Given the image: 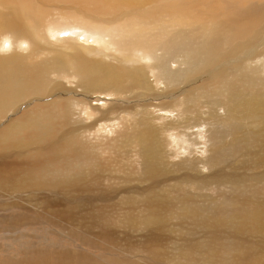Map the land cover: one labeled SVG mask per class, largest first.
Instances as JSON below:
<instances>
[{"label":"bare ground","instance_id":"bare-ground-1","mask_svg":"<svg viewBox=\"0 0 264 264\" xmlns=\"http://www.w3.org/2000/svg\"><path fill=\"white\" fill-rule=\"evenodd\" d=\"M209 3L227 7L219 15L228 18L214 17ZM263 19L264 0H0V150L9 146L27 157L35 152L27 172L0 191V207L18 213L7 217L4 229L23 232L42 224L69 233L59 246L49 238L15 235L19 243L2 248L0 264L181 263L146 245L128 243L129 253L118 228L105 226L95 218L98 212L75 221V206L91 200L81 194H88L78 176L81 164L66 173L38 164L81 157L117 139L114 150L117 143L138 148L141 172L168 165L154 169L166 181L147 198L156 208H177L180 219L212 234L213 224L228 219L236 227L233 236L243 234L247 219L250 236L264 231V200L227 178L249 164L257 165L250 171L264 168ZM111 119L129 128L99 124ZM67 121L75 125L63 129ZM9 164H0V175L16 169ZM204 168L227 177L216 173L206 181L200 177ZM248 173L245 181L264 196V170ZM226 182L230 195L201 192ZM123 223L146 231L148 240L160 234L152 220ZM254 246L264 250V239ZM185 264L221 263L201 258Z\"/></svg>","mask_w":264,"mask_h":264},{"label":"rangeland","instance_id":"rangeland-1","mask_svg":"<svg viewBox=\"0 0 264 264\" xmlns=\"http://www.w3.org/2000/svg\"><path fill=\"white\" fill-rule=\"evenodd\" d=\"M244 5V2H242L240 6ZM205 7L206 5H200L199 9L202 10ZM226 8L227 7H224V5L220 6V4L216 3L207 4L208 12L212 13L214 17H220L221 20L228 18V15L221 17L222 12L225 11ZM207 16L208 17L205 15L203 20L206 24H209L211 17L210 15ZM262 22H264V19ZM256 23L257 25L260 24V20L258 19ZM79 39L82 41L83 37L80 36ZM95 113L100 114L101 112L98 113V110H96ZM60 117L62 118L63 116L60 115ZM113 123H119V126H121L124 131L129 128V126L125 127L120 119L101 121L99 124L110 125ZM72 125L75 124L71 121H67L63 124L62 128L71 129ZM117 141L118 139L103 144L102 146H99L98 149L93 148L81 157L73 156L67 160L59 157H55L54 159L49 157L43 159L42 162H40V160L38 161V164L42 165L52 164L59 168L63 173L72 171L79 166L78 164H81L82 170L78 173V176L83 178L81 183L85 185V189L88 192V194H81L85 197H90L91 200L82 207L75 206V214L77 216L74 217L75 221L90 220L94 213H100L101 216L95 218H101L103 224L108 226L109 229L117 227L119 230L117 233L120 241L127 244L126 249L132 254H134V252L130 250L129 246L131 245H128V243L138 246L140 249L146 245L159 253L163 258L168 257L173 261H181L180 264H185L186 259L201 258L221 264H256V260H258V264L264 263V250L260 251V249L254 246L263 241L264 231L263 229L253 230L254 235L250 236L248 234V219L242 223L241 228L243 234H239V236L232 235V231L236 227L231 219L226 220L222 224H213L212 229L214 233L212 234L209 228L205 229L193 226L188 218L180 219L176 213L177 208L159 207L158 209L155 205L148 202L147 198L161 191L160 186L163 182H166L165 177H159L154 173V169H166L168 165L154 164L155 166L153 170H149L147 173V170L141 172L138 164L140 159L138 148L136 146L124 147L121 143H117L119 150H114L112 145ZM97 142L104 143V141ZM97 142H92L91 144ZM31 153V157H27L25 154L19 155L17 153H12V148L9 146H5L4 150H0V164H2L3 161H8V164L11 163L9 165L16 167L13 172L0 175V178L4 179V181H0V191L14 183L15 180H19L22 175L27 172L28 166L30 165L28 163L33 161V156L35 155L34 151H31ZM208 153L209 150L207 152L206 149L205 155ZM177 159L178 158L170 160L177 161ZM256 166V164H249L247 167L240 169L237 174L230 173L229 175H231V177H227V173H213L204 168L202 169L200 177L206 181H210L215 178L216 173H219L221 176L233 178L239 182V186L241 185L247 189V194L249 196H259L261 200H264V196L258 192L257 188L253 184L245 181L247 172H249L247 176H251L255 172H261L264 170V168L255 171L247 169L252 167L256 168ZM0 170L4 169L0 168ZM230 186L231 184L229 182H226V185L219 187L206 185L201 187V192L214 197H218L219 195H230L232 193ZM184 188L189 191H194L193 186L190 184L185 185ZM64 203L69 205L67 202ZM247 203L246 199L242 201L243 205H247ZM88 212L91 213L85 215ZM13 213L18 214L17 210H6L0 207L1 258L6 255V253L2 251V248L11 245L16 246L19 242L14 241V239L20 234L26 233L30 236L36 235L49 238L56 246H59L61 242H65V239L67 238L66 235L69 234L67 232L68 230H60V228L51 227L48 229L42 224L39 225L41 227L37 230L25 228L23 229V232L14 231L16 229L20 230L16 228L13 230L14 232H12L10 228H13L8 227L7 229L10 232L8 230L5 231V220L7 221V217ZM241 218L233 219L237 220ZM125 219L135 223H141L144 220H152L154 224L153 226L160 228V234L157 238L148 240L145 236L146 231L125 227L123 223ZM2 229H4V231ZM186 229H196L199 230V232L195 235H188ZM21 238L20 242H26L29 240L35 242L36 240L31 238L28 240L24 237ZM179 238H181V240ZM247 240H249V242L244 243ZM68 247L71 249L78 248L70 245H68ZM77 250L81 251L79 248Z\"/></svg>","mask_w":264,"mask_h":264}]
</instances>
